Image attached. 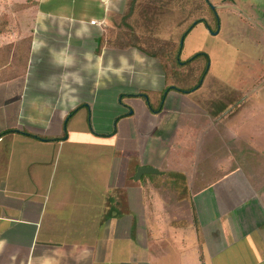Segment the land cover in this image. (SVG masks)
Segmentation results:
<instances>
[{"label":"crops","instance_id":"obj_1","mask_svg":"<svg viewBox=\"0 0 264 264\" xmlns=\"http://www.w3.org/2000/svg\"><path fill=\"white\" fill-rule=\"evenodd\" d=\"M5 1L0 264H264V134L239 119L257 104V122L264 100L228 117L205 77L155 113L141 94L170 82L134 31L139 0ZM143 11L147 30L166 24ZM143 165L160 179L136 178ZM169 173L185 177L182 199Z\"/></svg>","mask_w":264,"mask_h":264},{"label":"rangeland","instance_id":"obj_2","mask_svg":"<svg viewBox=\"0 0 264 264\" xmlns=\"http://www.w3.org/2000/svg\"><path fill=\"white\" fill-rule=\"evenodd\" d=\"M134 8L136 9L132 18H137L134 29L137 33L159 38L180 36L183 59L202 51L210 56L208 62L205 58H199L189 66L168 68L169 72L165 71L167 79H173L181 87L196 85L206 67L209 69L206 82L212 89L205 95L212 99L211 102L215 103L216 108L220 105L223 107L227 102L226 109L230 115L228 117L234 116L237 104L242 103L243 99L264 100V0H139ZM142 9L147 13L146 16L150 14L151 19L161 18L166 24L147 30L143 25L145 19L141 14ZM200 18L206 21L196 23ZM167 23L169 26L166 27ZM194 24L191 31L182 36ZM198 64L202 66L198 67ZM144 92L157 97L156 104L163 102L167 93L150 89ZM258 108L256 104L245 110L243 115L240 114L242 116L239 119L242 118L244 123L242 132L256 134V131H261L264 134V107L260 108L263 112L258 113L257 122L255 119L251 120V111ZM242 142L245 145L250 144L247 139ZM147 176L160 179L156 177L159 175L146 174L145 177ZM193 259L195 260L194 252H183L180 258H173L169 264H191Z\"/></svg>","mask_w":264,"mask_h":264},{"label":"trees","instance_id":"obj_3","mask_svg":"<svg viewBox=\"0 0 264 264\" xmlns=\"http://www.w3.org/2000/svg\"><path fill=\"white\" fill-rule=\"evenodd\" d=\"M135 1L136 0H132L131 1L132 4ZM214 12L216 13V10ZM2 20L3 19L0 18V24L2 23ZM205 21H206V19L200 18V19H197L196 23L205 22ZM194 26H195V24L188 27V29L182 34V36L183 35L186 36ZM0 30H6V28H1V25H0ZM145 39H146L147 45H148V49L146 51H148V53L158 57L161 60L166 72L168 71V68L172 69L173 67L175 68V67H179V66H189L192 63L194 64L197 60H199V58H205L206 62H208L210 60L209 54L206 52H203V51L197 52L194 55L190 56L189 58L183 60L181 57L182 45L180 44V42L174 43L170 40H165V39H160V38H155V37H149V38H145ZM142 45L145 46V44H142ZM200 66H202V65L198 64V67H200ZM170 72H172V71H170ZM208 72H209V69L207 70V68L205 67L203 73H201V77L199 79L198 84H196V85L195 84H188V87H181V86L177 85V83H175V81L173 79L171 80L169 78L168 81L170 82V84L166 88L165 92L170 90V89L175 88V89H178L182 92L190 93L193 90L201 87L202 82L205 79V77L207 76ZM14 75H16L15 72L10 74L9 77H12ZM201 79H203V80H201ZM141 95H143L145 98H148V99H146L147 103L149 105V108L153 112L157 113L163 109V103L162 102H160V104H158L157 106L156 105L154 106V104L151 102V99H149L151 97L149 94L147 95L145 92H143ZM75 111L76 110H74L72 112V114H74ZM11 131L12 130L3 131L0 133V135L11 132ZM170 175L171 176L174 175V176L171 177ZM167 177L169 179L167 180V183L165 184L166 189L169 191H173L181 199L183 197H185V195H187V194L184 191L186 185L184 182L185 177L183 176V174H181V173H174V174L169 173V174H167Z\"/></svg>","mask_w":264,"mask_h":264},{"label":"water","instance_id":"obj_4","mask_svg":"<svg viewBox=\"0 0 264 264\" xmlns=\"http://www.w3.org/2000/svg\"><path fill=\"white\" fill-rule=\"evenodd\" d=\"M156 173H160L159 169L153 166L143 165L137 169L136 178H141L145 174H156Z\"/></svg>","mask_w":264,"mask_h":264},{"label":"built area","instance_id":"obj_5","mask_svg":"<svg viewBox=\"0 0 264 264\" xmlns=\"http://www.w3.org/2000/svg\"><path fill=\"white\" fill-rule=\"evenodd\" d=\"M92 24H98V25H101L102 22L98 21V20H92L91 21Z\"/></svg>","mask_w":264,"mask_h":264}]
</instances>
